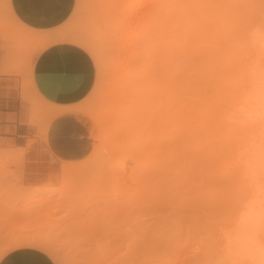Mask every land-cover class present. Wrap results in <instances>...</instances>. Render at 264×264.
Instances as JSON below:
<instances>
[{"label":"bare ground","instance_id":"6f19581e","mask_svg":"<svg viewBox=\"0 0 264 264\" xmlns=\"http://www.w3.org/2000/svg\"><path fill=\"white\" fill-rule=\"evenodd\" d=\"M51 3L50 13L62 10L57 2ZM92 4L97 6L96 15L80 6L85 22L97 19L107 26L103 29L114 32L112 26L120 20L129 32L127 45L132 52L124 76L127 100L118 106L113 120L80 101L56 109L51 120L66 112L88 115L94 121L93 137L98 136L97 146L85 159L61 163L60 175L71 174L68 181L80 184L87 172L102 176L113 163L133 164L125 176L129 186L124 173L116 175L132 191L120 195L123 210L118 204L113 210L119 215L131 202L144 201L156 211L150 222L137 220V227L128 225V231L134 226L129 231L132 234L125 233L117 241L100 243L103 240L99 239L98 245L88 241L87 245L93 243L96 248L88 251L92 259L86 264H264V10H259L264 9V0H92ZM246 4L250 5L245 8ZM90 31L86 32L93 37L94 52L100 55L94 64L101 66L105 55L95 43L102 35ZM43 39L48 41L47 36ZM227 48L231 54L225 52ZM28 97L24 91V103ZM153 133H160L159 137L163 133V141L158 144ZM157 145H162L163 152H158L162 148ZM153 158H160L164 168L156 169L160 164L153 163ZM143 159L149 164H142ZM118 168L127 167L117 165L114 171ZM207 210L216 216L210 218ZM86 217L90 218L86 222L94 221ZM66 225L62 228H71ZM84 227L81 232L96 230ZM16 233L21 232L9 236ZM69 233L68 240H72L70 236L78 232ZM17 236L6 240L0 259L13 249L33 247L60 264L53 241L46 239L49 235ZM157 239L164 240V251L156 250Z\"/></svg>","mask_w":264,"mask_h":264},{"label":"rangeland","instance_id":"374dc122","mask_svg":"<svg viewBox=\"0 0 264 264\" xmlns=\"http://www.w3.org/2000/svg\"><path fill=\"white\" fill-rule=\"evenodd\" d=\"M10 3H15L17 4V6L16 7L11 6ZM51 4L52 3L50 2V5ZM72 4H73L72 8L66 19L59 26L50 28V26H52L54 23L58 21V19L62 17L63 15L62 10L57 11V13H52L53 11L50 13V9H48V11L44 10L43 8L44 6H42L41 0H0V69L3 68L5 70L0 74L15 77V83L20 89V98L22 102H23V98H22L23 92L25 91L28 93L29 96L27 100L28 102L26 101V103H28L26 121L29 126L35 129V134L41 140L44 139L43 134L48 128L50 122L53 120V119L51 120V116L56 111V109L59 108V105H54L46 101L36 91L32 81L33 59L34 57H37L46 48L52 45L62 44V43L75 45L81 48L83 51H85L89 55V57L91 56L90 57L91 60H94L93 63H95V61L99 62L100 55L94 52L93 37L89 36V34L91 33L90 31L91 29L96 31V33L98 32L100 36L102 35L100 38L102 40V43L101 40L99 39V43H95V44H97L99 48L102 50V52L105 55L104 59L106 60H104L105 62L103 63V65L101 64V66L94 64L95 80L93 86L89 91V93L80 102L81 104L85 105L86 107H89L93 111H96L100 115L101 114L108 115L109 119L113 120V118H115L114 115L116 114V110L118 109V106L121 105L124 100H127V98H125L126 85L124 83V76H125V67H127L128 65L130 54L132 52V47L130 45H127V43L129 44L130 42L128 37L129 35L128 30L122 27V25L120 24L121 23L120 20H116L114 22L112 26L115 27L114 32H109V29L106 30L103 29L105 28L106 25L100 24V22L96 18L95 21H90L86 19V22H89L88 25L84 21L85 18L83 19L80 16L82 14L80 8L83 7L84 9L85 8H87L88 10L90 9L92 11L91 14L96 15L97 6L95 7L94 4H92V0L91 1L72 0ZM260 4H262V1L260 2ZM248 5L246 4L245 8ZM252 9L255 11L257 8L255 9L253 7ZM259 10H264V9H259ZM27 12L33 15L34 14L36 15L38 13L40 14L41 17L38 19L37 18L33 19L30 16H27ZM246 15H247L246 21L250 22V20H248L249 16L247 13ZM256 15H258L257 17H259L261 14L260 15L256 14ZM256 15L252 19H255ZM81 26L82 27L87 26V27L81 28ZM88 26H90V28H88ZM92 26L94 28H92ZM86 31H89V34H87ZM84 33L87 36H85ZM44 36L48 37V41L46 40L44 41L43 39ZM230 50L231 49L229 48L228 51L225 50V52H229L231 54L232 50L231 51ZM225 52L223 51L224 54ZM223 53L221 54L222 57H223ZM95 59H97L98 61ZM207 61L208 59L206 60L204 57L203 62L207 63ZM23 85L25 87H23ZM81 115L83 119L87 122L89 127L84 125V128L80 129L81 139L79 142V149L77 152H75V155H72L73 158H75V160L65 161L58 159L53 155H46L44 153L45 149L42 147V145L40 147V151L43 153L38 157V159L36 158L32 159L29 154L28 155L26 154V149L24 147L3 143L0 140V250L1 251H3L2 249L6 247L4 245L6 243V240L8 242L10 238L16 237L18 234L23 236L28 235L30 238H32L33 235L35 234L38 235L39 233L40 236L43 235V237L44 236L46 237L48 235L50 236L47 237L46 239L50 238L53 241V246H54L53 249L56 251L57 255L60 258V264H79V263L86 264L89 262H85V261L92 259V256L89 257L90 259L88 258V256L90 255L88 254L89 253L88 251L91 252L95 251L96 247L94 248L93 245H98L95 242H100L99 239L103 240L100 243L103 242L105 243L110 240L117 241L121 239V235L122 237H125V233L132 234V232H129L131 231L130 228H133L134 226L136 227L138 226V224L135 223L137 220H138L137 222L146 221V220L147 222L151 221L150 219L155 214L156 209L155 207L151 206L150 204L144 201L137 202L136 204L135 203L131 204L132 202L128 204L129 206L124 208L126 209L124 211H127V213H124V215L122 214V212L124 211H122L121 213H119V215H117L116 209L113 210L117 206H119L120 210H123V205H120L121 204L120 198H122L120 195H122L121 194L122 192L128 193L132 191V188L129 189V187L125 186V183H121L118 180L119 175L118 176L116 175L117 173L118 174L124 173L123 174L124 178L125 176L128 178V175L130 174L129 172L131 171L129 172L127 171L129 170V168H133V164L123 166L121 164L113 163L112 165L113 168L111 167V169L109 168L108 170V171L110 170L113 171L110 172L111 174L109 177H105L106 175L107 176L109 175L107 174L108 172L107 170H104L105 171L104 174L106 175H102V176L101 173L93 172L95 174V177H98L97 176L98 174L100 176L98 178L100 179L91 176L90 172H87L83 174L85 175L84 177L81 178L79 176L80 179H82V182L80 184L79 182H75L73 179L72 180L74 182L68 181L71 180L72 178L71 174L60 175L61 163L63 164L79 163L80 161L85 159L88 156V154H90V152L98 144V140H97L98 136L93 137V134L91 132V130H93L94 127V121L91 120L89 116L86 114L84 115L81 114ZM153 134L157 135L156 140L158 139L160 140L158 141V144L159 142L161 143V140L163 141L162 139L163 133L161 137L158 136V134L160 133L158 134L153 133ZM159 146L157 148L161 149L162 147ZM161 151L163 152V148L158 152L160 153ZM159 160L160 158L158 160L156 159V161L159 162L158 165L160 164V166L156 167V169L158 168L163 169L164 166L162 165L165 164H163ZM140 161L141 160H139V162ZM144 161L147 162L146 159H143L141 163L146 164V162ZM154 161L155 160L153 158L152 162L154 163ZM123 164H127V163H123ZM136 164L138 163H135V165ZM140 164L136 166H139ZM117 165H119L121 169H123L124 167L127 168H124L125 170H120L118 168L119 171L115 172ZM153 165L154 164L150 165L151 169H154V167L152 168ZM144 166L145 165H142L140 167H144ZM150 167L146 166V168L148 169ZM137 168L139 169V171L141 172L143 171L142 169L140 170L139 167ZM135 176H133V178H136ZM101 177H104L103 179L106 178L107 180L103 181ZM127 178H125L126 180L124 182H126L128 185L129 182ZM61 179H64V182L67 181L70 184L71 182L74 183V186H72L73 184L69 185V183L67 185L64 184V182ZM80 179H75V180H80ZM111 180H115L114 182H117L118 184L117 183L114 184L113 182L108 183V181ZM89 186L91 187L90 189H94L96 191L91 192L89 189H87L89 188ZM62 191L68 194L67 195L68 197L66 196L67 198L62 195L63 194ZM69 197H73L71 198L73 199V201L70 200ZM111 199H113V201H111ZM116 204L118 205L116 206ZM110 211H114V213ZM96 212L97 214L95 215ZM107 212L109 213L106 216L105 213ZM209 212L211 214V217ZM206 213L210 218H212V216L214 217L216 216V214L211 210L209 211L207 210L205 214ZM86 216L88 217L91 216V219H94V221L86 222L84 219L90 220V218L87 219ZM75 220H77L78 222L80 221V223L81 222L83 223L81 224L77 223ZM97 220H100L102 222H97ZM57 223L60 225H58ZM66 223L68 224V226H71L72 229L70 227L62 228L63 226L66 225ZM75 223L78 226L81 225V227L84 226H85L84 228L87 227L88 228L87 230L93 227L96 230L92 231V229H90L92 233L96 232L95 234L98 233L106 234V236L105 238H102V236L104 235L95 236L92 235L91 233L92 235L91 236L90 234H88L91 231L81 232L80 231L81 227H76ZM51 224H53V226ZM90 225L92 226L90 227ZM94 225H96L97 227ZM128 225L129 226L134 225V226L128 227L129 228L128 231L126 229ZM42 226L43 227L46 226L45 229H43ZM13 227L18 229H14ZM99 227L100 229H98ZM68 228H70V230ZM40 229L43 231H39ZM60 229H62L63 232H61ZM97 229L103 231L101 232L98 231ZM75 230L78 233H75ZM121 230L122 232L124 231L123 232L124 234L121 232ZM15 231L21 233H16L13 235V237L12 236L10 237L9 235H11ZM70 231L72 233L77 234L78 236L77 235L76 236L73 235V237L70 236V239L72 240H68L69 237L67 236ZM117 232L119 233V235ZM82 233L88 234V237L83 236ZM110 234H112V238L114 239L110 238L111 237ZM115 234L119 238H117V236L113 237V235ZM20 235L17 237H20ZM93 238L94 241L92 240ZM96 239L99 241H97ZM73 240L75 241L71 242ZM157 240L154 243V246H156V250L158 249L164 251L163 250L164 240H160V239ZM69 241H70L69 245H67V243H64ZM88 241L94 243V244L90 243L91 244L90 248L88 247L90 244L87 245ZM83 242L84 244H82ZM66 246L71 248H66ZM74 247H76V249H74ZM81 250H83V253H80ZM86 254L88 255L86 256ZM51 260L53 261L52 258ZM53 263L56 264L54 261Z\"/></svg>","mask_w":264,"mask_h":264},{"label":"crops","instance_id":"0c3cea01","mask_svg":"<svg viewBox=\"0 0 264 264\" xmlns=\"http://www.w3.org/2000/svg\"><path fill=\"white\" fill-rule=\"evenodd\" d=\"M52 1L61 6L63 15L50 28L59 26L73 5L72 0H41L44 10L51 8ZM10 4L17 6L15 3ZM27 16L33 19L41 17L38 13L33 15L29 12ZM94 80L93 61L85 51L75 45L55 44L33 59L34 87L39 95L54 105L70 106L78 103L89 93ZM21 102L20 89L15 83V77L0 74V140L3 143L24 147L26 154L32 159H38L43 153L40 151L42 145L46 155H53L65 161L75 160L72 155L79 149L80 129L84 128V125L89 127L82 115L66 112L54 118L43 134L44 139L41 140L35 134V129L27 124L28 105ZM0 264L54 263L39 249L19 247L7 252L0 259Z\"/></svg>","mask_w":264,"mask_h":264}]
</instances>
